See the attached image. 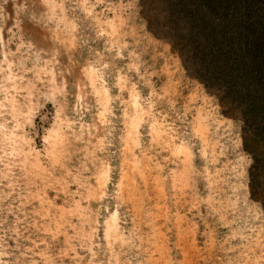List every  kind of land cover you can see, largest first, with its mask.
<instances>
[{
    "label": "rangeland",
    "instance_id": "374dc122",
    "mask_svg": "<svg viewBox=\"0 0 264 264\" xmlns=\"http://www.w3.org/2000/svg\"><path fill=\"white\" fill-rule=\"evenodd\" d=\"M178 32L164 0H0V264H264V174Z\"/></svg>",
    "mask_w": 264,
    "mask_h": 264
},
{
    "label": "trees",
    "instance_id": "16d2710c",
    "mask_svg": "<svg viewBox=\"0 0 264 264\" xmlns=\"http://www.w3.org/2000/svg\"><path fill=\"white\" fill-rule=\"evenodd\" d=\"M191 74L242 122L249 188L264 174V0H164ZM260 151H259V147Z\"/></svg>",
    "mask_w": 264,
    "mask_h": 264
}]
</instances>
